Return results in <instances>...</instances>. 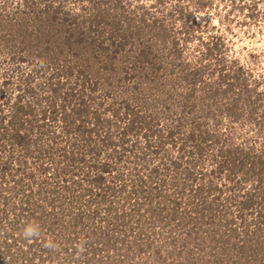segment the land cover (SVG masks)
<instances>
[{"label": "rangeland", "instance_id": "rangeland-1", "mask_svg": "<svg viewBox=\"0 0 264 264\" xmlns=\"http://www.w3.org/2000/svg\"><path fill=\"white\" fill-rule=\"evenodd\" d=\"M42 65L51 67L47 75L61 69L64 91L70 86L76 94L84 92L90 118L96 111L102 115L103 125H97L95 132L103 150L100 159L110 153L117 155L112 151L114 146L111 149L101 137H111L119 145L124 128L131 124L135 113L139 115L136 125L140 128L136 126V131L125 136V148L130 150L121 151L125 161L118 165L124 174L133 168L146 175L153 165L163 168L164 157L181 155L180 138L199 124L222 139L218 145L206 144L209 152L225 146L226 140L233 137L231 146L253 148L256 158L264 161V0H0V100L15 101L20 86L27 84V74ZM36 76L31 85L45 80L40 73ZM180 117L185 121L181 132L173 135L176 145L169 136V127L177 125ZM157 121V133L146 136L145 125ZM198 162L200 169L210 171L214 167L209 154ZM262 171L264 162L249 169L248 189L259 184ZM9 172L0 177L1 187L16 186L14 181L7 182L12 178ZM242 173L237 176L243 178ZM34 188L28 203L48 209L49 203L38 201V188ZM20 195L13 199L14 206L20 207L25 201H20ZM59 199L65 202L67 215L63 217L60 206L54 210L59 218L53 214L52 220L61 221L57 230L74 220L79 225L60 234H51L45 226V235L37 241L43 243L39 253L51 246L36 257L35 264H264V221L256 233L253 225L250 232L243 229L237 238L230 239L225 215L234 218L238 209L226 200V208H215V216L208 217V224L197 230V238L186 239L183 234V239L179 230L182 224L179 227L178 221L171 222L174 230L165 225L172 207L168 202L159 218L151 213V205L141 206L140 200L133 199L135 205L126 203L121 212L126 211L125 220L132 219L135 224L116 225L111 217L105 224L113 228L115 223V227L106 233V228L100 230L99 224L103 223L95 224L87 216L89 198L79 203ZM155 202L152 207H162L163 201ZM187 202L181 205L183 213L192 207ZM78 208L83 216L77 219ZM257 210L263 212L259 207L255 214H250L252 209L246 213L257 220ZM19 212L9 208L10 217L0 229V249L6 234L15 233L13 255L0 252V264H21L24 260H17V248L26 244L25 239L32 244L37 227L47 222L46 216L35 217L38 221L16 220ZM133 212L134 219L129 215ZM141 212L142 221L138 218ZM236 220L235 226L239 227L241 220ZM63 222L64 227L60 225ZM192 225L194 222H188L187 227ZM214 228L227 237L217 246L212 239ZM239 238L254 243L252 259L236 246Z\"/></svg>", "mask_w": 264, "mask_h": 264}, {"label": "trees", "instance_id": "trees-1", "mask_svg": "<svg viewBox=\"0 0 264 264\" xmlns=\"http://www.w3.org/2000/svg\"><path fill=\"white\" fill-rule=\"evenodd\" d=\"M68 38L67 40L72 45L71 37ZM49 68L51 69L49 66L42 65L39 70L34 69L28 73L25 77L27 84L23 87L20 86L18 90L21 91L15 97V101L8 103L0 100V168L2 171L0 177L4 176V172L8 170L12 178L7 182L14 181L16 185L15 187L10 186V188L0 186V229L4 220L10 217L9 208H13V213H16L17 209L20 210L16 220L27 218L29 221L34 220L35 217L43 219L44 216L47 219L42 227H37L35 230L33 236L36 238L34 237L32 244L27 242L28 239H25L27 240L26 244L17 248V260H24L21 264H35L36 257H41L46 248L51 246H46L39 253L43 243L37 241L45 235V226L51 234H60L66 229L76 228L79 225V221L74 220L65 229L57 230L61 221L59 219L52 220L54 217L59 218V212L54 213V210L62 207L63 217L67 215L66 207H64L65 202L59 198H65V201L72 203L75 201L79 203L89 198L90 208L87 216L92 218L95 224L103 223L99 224L100 230L106 228V233L114 229L115 223L116 225L119 223L122 225L123 223L135 224L132 219L125 220L126 211L121 212V207L123 209L126 203L135 205L131 201L133 199L135 202L140 200L141 206L151 205V213L153 212L154 216L163 214L166 205L164 203H170L172 206L168 215L170 220L166 221L165 225H171V222L174 224L178 221L180 224L177 225L180 227L182 224L183 226L179 228L180 232L182 231L181 236L186 234V239L188 237L193 238V236L197 238L199 229L208 224V217L215 216V208H226L225 200L237 205L238 209L234 218H230L228 214L225 215L228 217L226 230L229 229L230 231L227 230L230 239L237 238L244 231L250 232L253 225L256 226V229L253 227L255 233L258 231L257 227L259 229L262 227L263 223L260 222L264 221V172L262 171L261 177L257 179L259 186L256 185L250 189L246 186L248 176H250L249 169H253V165L256 169V164L264 162L262 157L256 158L253 148L245 149L239 145L231 146L232 141H235V138L231 137L226 140L225 146H218L215 152H209L206 144L210 142L213 145H218L222 139L218 136L214 137L209 129L203 130L199 124V127H194L182 135L179 147L181 155L171 156V158L165 156L164 161H162L163 168L162 165H153L154 167L147 175L141 173L137 168H133V171L124 174L121 172V165H118L125 161L121 151L130 150L125 148V136L136 131L135 127L137 126L136 123H139V115L135 113L131 124L124 128L123 140L120 141L119 145L115 144L111 137H101L100 140L108 143L111 149L113 148L111 145L114 146L112 151H115L118 156L110 153L106 159H100L103 150L95 138L97 135L95 132L97 125L98 127L103 125L102 115L96 111L93 113V118H90V106L84 97V92L76 94L71 91L74 87L70 86L68 91H64L65 83L60 79L61 69L52 71L47 75L46 71H50ZM39 73L42 78L44 75L45 80L39 85H31L30 83L37 78L36 74ZM1 93L4 96L2 90ZM229 108L232 114L235 113L233 107L229 106ZM116 114L118 113L116 112ZM184 118L180 117L177 125L169 127V136L176 145L178 143L173 139V135L181 132ZM159 124L157 121L156 123L153 122L152 125L150 123L149 126L145 125V129H147L144 134L146 136L156 134L157 129L155 130V127ZM98 132L100 134V131ZM206 154L211 156V164L214 166L210 171L199 167V159L204 158ZM113 158L114 161H112ZM249 164L251 168L247 166ZM123 166L125 167V165ZM170 170L174 173L171 174ZM241 170L243 171L242 174H245L243 178L237 176ZM246 170L248 171L245 172ZM21 172H26L27 176L19 177L18 173ZM37 175H45V177L37 178L39 177ZM216 179H223V182ZM35 185L38 188L37 193H39L38 201H47L50 205L48 209L45 208V205L38 206L37 203L36 205L28 203L34 195L31 192L35 189ZM28 187L31 188L30 192H28ZM153 190L157 192L152 193ZM19 195L22 198L20 201L23 199L25 201L20 207L14 206L13 199ZM223 195L226 196L225 199ZM122 200H124V205L120 206ZM157 200L163 201L162 207H152V204H156L155 201ZM186 200L188 201L186 204L192 205V207L183 213L180 209ZM139 202L137 203L138 207H140ZM230 205L233 206V204ZM259 207L263 211L257 210V215L260 218L257 220L255 216L254 219L249 218L246 210L252 209L250 214H255ZM79 208L77 214L75 213L77 219L83 216ZM133 209L136 211V208ZM53 214L54 217H51ZM135 214L136 212L129 213L130 216L134 215L132 216L133 219ZM48 216L51 218L49 219ZM138 216H140L138 217L139 220L142 221L141 217L144 216V213L141 212ZM111 217L117 221L113 224V228H110V223L105 224ZM236 219L241 220L239 227L235 226L238 223ZM188 222H194V225L187 227ZM60 225L64 227L66 223L63 222ZM135 228L133 227V230H136ZM93 229L98 234V229ZM174 229L172 228V230ZM243 229L244 231L240 232ZM8 230L10 228L4 232ZM218 234L219 232L214 228L212 239H214L216 246L219 241H224L227 238L224 237L223 232L217 236ZM13 237H15V233L6 234L2 245L3 249H0L1 255L13 253ZM171 238L174 241L178 239V237ZM238 242L240 243H237L236 246L242 249L243 253L246 252L245 256L249 258L250 253H254V243H250L251 241L245 238H239ZM158 248L160 250L161 247L158 246ZM173 252L170 251V253Z\"/></svg>", "mask_w": 264, "mask_h": 264}]
</instances>
